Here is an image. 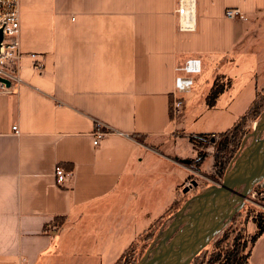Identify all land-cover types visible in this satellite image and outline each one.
Returning a JSON list of instances; mask_svg holds the SVG:
<instances>
[{"label":"crops","instance_id":"obj_1","mask_svg":"<svg viewBox=\"0 0 264 264\" xmlns=\"http://www.w3.org/2000/svg\"><path fill=\"white\" fill-rule=\"evenodd\" d=\"M177 8L178 0H19L22 82L0 93V264H116L180 201L199 153L161 150L179 130L170 112L177 69L197 58L194 85L214 74L239 78L246 57L235 54L243 48L245 56L260 36L264 0H195L193 32L179 30ZM228 9L245 19L226 17ZM31 54L41 56L42 72ZM231 88L216 104L230 123L212 124L227 130L258 91L238 108ZM97 124L110 134L95 146ZM208 160L211 152L200 170L210 172ZM59 165L72 171L65 186ZM130 210L164 213L131 240ZM96 220L101 233L91 234L87 222ZM249 264H264V233Z\"/></svg>","mask_w":264,"mask_h":264},{"label":"rangeland","instance_id":"obj_2","mask_svg":"<svg viewBox=\"0 0 264 264\" xmlns=\"http://www.w3.org/2000/svg\"><path fill=\"white\" fill-rule=\"evenodd\" d=\"M261 29L260 36L253 41V44L249 47V51L245 50V56L244 52H242L243 48L235 54V57L238 56V54H242V56L238 57H241L242 59L243 57H246L244 58L246 60H243L241 63L243 69L240 71V77L232 79L231 82L233 86L231 85L232 88L230 87L232 91L230 94H233L232 96L235 100L234 105L238 108H240L239 105L245 106L248 103L246 102L248 95H250V92L252 91L255 92V88H257V90L260 91V95L256 111L242 123L238 130L231 133L211 135L208 137L207 141L201 143V147L199 146L197 150L198 153H202L207 157L209 152H211L213 156L218 154L220 158L219 160L223 163V166L221 168H216L214 166L215 160L212 166L211 161L208 160L204 163V169L208 171L210 170V172H206L203 169L200 170L199 165L195 163L196 160L192 162L195 173L190 177L188 184L182 186L179 194L180 201H178L171 210H168L159 219L157 218L164 213V210L129 211L128 216L131 220V224L127 234L131 240L146 226V223H148L150 219L155 217L153 219L157 220L148 230L144 231L134 243H132L120 264H139L148 252L160 245L167 230L175 220L176 214L184 207V205L190 199L202 194L208 188L214 186L220 187L224 182L226 174L231 168H233L244 150L249 147L255 139L264 138V126L260 127V125H258L259 129H256L258 128L256 125L259 123L262 124L264 121V26ZM218 77L220 76L216 74H214L212 78L208 77L204 83L194 85L192 95H185V104L188 107L187 111H184L183 115H179L175 121L172 118V121L176 122L178 125L179 130L172 134V137L162 139L161 141V150L166 154L174 157L192 155L193 151H195L194 148H197V146H194L190 141V136H199L213 131L223 132L228 129V127L223 128L224 125L230 123L228 118L223 117L226 115V113L223 112V103L218 105V107L215 105L212 108L207 104V97ZM248 77L251 80L250 85H246V80H244ZM227 81L228 80L222 79V82L224 83H227ZM213 116L216 117L215 120L213 119ZM216 119L218 121L222 120L223 124L221 125L223 126H221V128L212 125L216 122ZM223 145L226 146L224 149H222ZM194 157H196V155ZM194 183L196 185H193ZM169 185L170 181L164 180L161 189L157 190L158 193H166V189ZM261 186H264V179L254 186L253 191H257ZM185 188L188 189L187 193H184ZM252 195L253 192L246 197L244 206L239 213L235 215L231 223H229L226 228L216 236L210 245L206 247V249H204L191 264H206V261L210 258L211 254L216 252L215 250L218 248L216 246L217 242L226 235L229 237L223 243V246H226L227 248L231 247L234 239L238 237L240 238L239 243L243 246L240 247L241 251L239 256L242 257L249 254L252 247L251 238L257 230L255 217L258 215L264 216V211L257 207L256 203L253 202ZM142 197L144 201L147 199L146 195H143ZM58 222L59 221H54V223ZM97 227L99 229L98 232L101 233L98 220L87 222V230L89 232L91 231V234L95 232ZM73 233L75 234V232ZM76 236L80 238L78 231ZM150 259L151 258H149L148 261ZM144 262L146 263L147 260Z\"/></svg>","mask_w":264,"mask_h":264},{"label":"water","instance_id":"obj_3","mask_svg":"<svg viewBox=\"0 0 264 264\" xmlns=\"http://www.w3.org/2000/svg\"><path fill=\"white\" fill-rule=\"evenodd\" d=\"M2 39L3 34L0 31V42ZM0 82L5 83L8 87L10 86V82L7 80L0 78ZM261 126H264V121L260 124ZM256 129H259V126ZM263 179L264 138L255 139L244 150L233 168L226 174L224 182L220 187L214 186L208 188L202 194L193 197L184 205L176 214L175 220L170 225L160 245L148 252L139 264H191L210 245L216 236L231 223L235 215L244 206L246 197L251 193L254 186ZM193 185L196 184L194 183ZM184 192L187 193L188 189H185ZM234 198H236L235 201L233 200ZM198 199L200 201L205 199V201L203 204L196 206ZM221 208L223 210H229V212L225 214H221V211L218 213L207 212L208 210H220ZM209 218L212 222L184 250L183 248L187 241H191L189 235L187 236L185 234L192 231L196 225H198L197 227H203ZM149 258L151 259L148 261ZM167 258L171 259L168 260ZM145 260H147L146 263L144 262Z\"/></svg>","mask_w":264,"mask_h":264},{"label":"built area","instance_id":"obj_4","mask_svg":"<svg viewBox=\"0 0 264 264\" xmlns=\"http://www.w3.org/2000/svg\"><path fill=\"white\" fill-rule=\"evenodd\" d=\"M194 8L195 0H178L176 13L178 15V27L180 31H195ZM226 17L230 19H245V16L238 9H228ZM0 31L3 34V39L0 42V78L10 82L9 87L5 83L0 82V93L9 94L12 92L14 85L17 87L22 82L19 75L20 62L23 57L20 49L21 20L19 0H0ZM30 57L34 61V69L42 72L44 63L40 58L41 56L39 54H31ZM177 72L180 74L175 79V91L170 107L171 116L174 121L184 110V95L193 90L194 76L202 72L201 60L197 58L188 59L182 68L177 69ZM13 130L17 135L19 134L17 127H13ZM108 134L110 132L105 131L102 124H97L93 135L94 145L98 146ZM55 176L58 184L65 186L72 178V171H67L59 165L56 167ZM253 190L251 191V193L253 192V202L264 211V186H261L257 191Z\"/></svg>","mask_w":264,"mask_h":264},{"label":"trees","instance_id":"obj_5","mask_svg":"<svg viewBox=\"0 0 264 264\" xmlns=\"http://www.w3.org/2000/svg\"><path fill=\"white\" fill-rule=\"evenodd\" d=\"M221 79V80H220ZM223 80H228L227 83L222 82ZM232 82L230 79L225 78L224 76H220L215 80L214 86L212 87V90L209 94V96L207 97V104L209 105V107H214L218 101V99L220 98V96L231 87ZM259 95H260V91H257L256 97L254 99V101L252 102L251 106L249 107L248 111L241 116L238 121L234 124V126L227 130L226 132H223L221 134L224 133H231L233 131L238 130L242 123L252 114L256 111V108L259 104ZM172 104V99L170 102V107ZM211 135H215V134H202L199 136H190L189 139L190 141L194 144V146H197V150L199 148L200 145H202L201 143L207 141L208 137H210ZM199 139V140H198ZM199 141V142H197ZM201 147V146H200ZM226 146L223 145L222 149H224ZM221 150V149H220ZM207 156L199 153L198 154V159L195 161L196 164L200 165L204 159ZM219 155H215L214 156V160H215V164L214 166L216 168H221L223 166V163L220 162L219 160ZM255 223L257 225V231L255 232V234L253 235V237L251 238V243L252 246L253 244L256 242V240L264 233V216L262 215H258L257 217H255ZM227 236V235H226ZM224 237L222 239H220L216 246L218 247L214 252L211 254L210 258L206 261V264H249V258H250V252L247 256H242L240 257V247L241 244L239 243V239L240 238H235L233 244L231 245V247H226L223 246V243L227 240V237ZM246 246V244H245ZM128 251H126L121 257L120 259L116 262V264H120L121 261L124 259L126 253ZM200 255V254H199ZM194 261V260H193Z\"/></svg>","mask_w":264,"mask_h":264},{"label":"bare ground","instance_id":"obj_6","mask_svg":"<svg viewBox=\"0 0 264 264\" xmlns=\"http://www.w3.org/2000/svg\"><path fill=\"white\" fill-rule=\"evenodd\" d=\"M258 125H260V123L259 124H257L256 125V127H258ZM233 196V195H232ZM235 199L236 198H234L233 200L235 201ZM204 201H205V199H203V200H201L200 201V199H198V202L196 203V206L198 205H200V204H203L204 203ZM219 211H221L220 213L221 214H225V213H228L229 212V210H223L222 208L220 209V210H208L207 212L208 213H210V212H216V213H218ZM206 214V213H205ZM212 221H211V219L209 218L206 222H205V225H203V227H197L198 225H196V226H194L193 227V229H192V231H190L188 234H185V235H189V238L191 239V241H187V243H186V245H185V247L183 248L184 250H186L188 247H189V244H190V242H192L193 240H195L196 238H197V236H199L201 233H203V231H204V228H206L210 223H211ZM213 224V223H212ZM194 237V238H193ZM168 259V258H167ZM171 258H169L168 260H170Z\"/></svg>","mask_w":264,"mask_h":264}]
</instances>
